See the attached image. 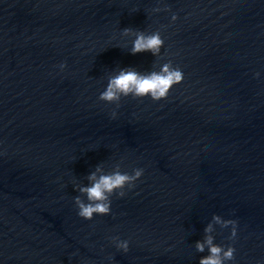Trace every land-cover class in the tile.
<instances>
[{
	"label": "water",
	"instance_id": "95a60500",
	"mask_svg": "<svg viewBox=\"0 0 264 264\" xmlns=\"http://www.w3.org/2000/svg\"><path fill=\"white\" fill-rule=\"evenodd\" d=\"M137 32L160 53L132 54ZM169 61L166 99L99 100ZM117 165L143 175L78 216L77 187ZM210 223L225 264H264V0H0V264H199Z\"/></svg>",
	"mask_w": 264,
	"mask_h": 264
},
{
	"label": "clouds",
	"instance_id": "9594fccd",
	"mask_svg": "<svg viewBox=\"0 0 264 264\" xmlns=\"http://www.w3.org/2000/svg\"><path fill=\"white\" fill-rule=\"evenodd\" d=\"M159 11V9H155ZM177 17L173 15L172 20ZM133 30L126 28L123 30L127 35ZM164 41L159 32H154L145 35L143 32H137L136 38L133 41L131 53L151 52L156 56L160 53ZM60 69L63 70L66 65L60 64ZM259 76V73H256ZM184 79L182 70L177 66L173 67L169 61L162 65L159 72H150L141 74L134 69H121L118 74L109 77L107 86L99 96V100L109 104H116L119 107L122 97L132 96L133 98L150 97L153 101L166 99L170 90L174 85L180 84ZM115 111L112 112V117L115 118ZM99 173V175H98ZM143 175V169H133L132 173L122 172L120 166H116V170L110 173H103L97 168L96 172L88 176V186H78L77 189L81 195L75 197V204L78 208V216L85 220H91L96 215H108L111 210V197L113 194L123 197L126 193L124 189L135 187V182ZM82 197H86L85 202ZM212 219L221 224L222 227L232 226L231 238L236 236V221L222 220L219 215H214ZM213 230L212 224H208L205 228V239L197 241L195 248L198 252H204L208 249V255L203 256L199 260V264H225L226 261L234 260L235 248L214 243V237L208 235ZM116 247L124 252L128 251V241H120L118 238H113Z\"/></svg>",
	"mask_w": 264,
	"mask_h": 264
}]
</instances>
